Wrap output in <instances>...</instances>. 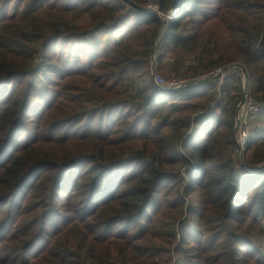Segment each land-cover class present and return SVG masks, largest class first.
<instances>
[{
    "label": "rangeland",
    "instance_id": "obj_1",
    "mask_svg": "<svg viewBox=\"0 0 264 264\" xmlns=\"http://www.w3.org/2000/svg\"><path fill=\"white\" fill-rule=\"evenodd\" d=\"M16 1L0 0V25H11L15 21ZM119 1L107 0L109 3ZM26 2L28 0L20 4L19 12L27 8ZM40 2L43 5L55 3L71 10L67 20L74 26L85 23V20L79 21V12L86 11L91 3L90 0ZM150 2L151 6L145 8L157 12L161 22L170 21V15L162 16L152 5L154 0ZM4 3L8 4L6 8ZM235 6L238 15L248 12L264 25V0H241ZM216 11L214 4L201 5L197 16H213ZM249 22L252 24L251 19ZM244 23L241 20L239 25ZM109 27L99 29L95 37L87 41L77 37L54 40L47 47L32 45L36 51L34 63L40 70L34 77L35 94L39 99L30 103L32 115H26L30 122L26 130L21 131L18 142L24 145L31 141L34 148L46 143L50 149L64 152L65 160L74 158L73 165L67 166L70 161L60 165L62 172L71 175L74 184L68 194L55 192L45 197L37 219V225H44L47 230L43 241L30 247L25 255L0 250V258H14V264H21L20 258L36 264L39 254L42 262L38 264H51L55 258L62 264H264V221L260 213H252L244 202L238 221L225 220L223 207L213 202L208 188L188 186L184 174L189 166L181 167L182 161L180 165L176 163L178 155L175 154L182 151L172 145L179 139L178 144L195 136L191 124L200 112L185 111V107H181V113L171 115L168 106L137 109L134 102L136 94L146 96L143 88L151 83L149 74L154 68L164 78L208 74L212 86H220L224 79L233 78L237 87L239 79L241 81L240 71L227 65L194 72L195 54L159 48L164 33L159 35L153 59L150 58L146 66L136 62L130 70L115 69L103 58L121 33L120 30L110 31ZM121 31L123 35V28ZM228 68L229 73L216 76L219 70L225 72ZM220 96L217 92L216 101L209 105L208 111L222 102ZM173 102L181 103L177 99ZM70 109L75 116L70 117ZM33 113H42V120L38 122ZM250 128L253 134L261 133L264 114L255 117ZM146 151L151 155L148 161L143 159ZM251 152L246 153L242 161L232 159L234 168L247 183L256 174L250 170L264 166V161L257 162L252 157L254 151ZM101 154L107 162L114 161L98 170L100 168L93 166L90 158L99 160ZM146 165L155 172V179L148 185L145 181L148 175L140 173L141 166ZM100 171L111 172V177L117 181L118 188L107 189L118 190L116 195L120 194L121 200L117 203H103L106 197H96L92 187ZM195 173L200 176L197 170ZM147 187L151 190L149 206L140 208L134 219V214L126 218L125 212L138 205L128 204L124 196L147 190ZM249 196L248 201L253 195ZM8 227V235L16 239L21 232H26L25 219H18L16 229L13 223ZM75 254H79V260Z\"/></svg>",
    "mask_w": 264,
    "mask_h": 264
},
{
    "label": "trees",
    "instance_id": "obj_2",
    "mask_svg": "<svg viewBox=\"0 0 264 264\" xmlns=\"http://www.w3.org/2000/svg\"><path fill=\"white\" fill-rule=\"evenodd\" d=\"M25 1L15 2L17 10L15 21L11 25H0V250L5 253L25 255L30 247L43 241L47 230L44 225H37V219L45 197H51L55 192L68 194L74 184L71 175L60 169L65 161H70L67 166L73 165L71 161L74 158L65 160L64 152L50 149L45 142L38 148L32 147L31 141L24 145L18 142L21 131L26 130L30 122L26 116L32 115L30 103L39 99L35 94L34 77L40 70L34 63L36 51L32 48L33 44L47 47L54 40H71L77 37L87 41L94 38L99 29L110 25V31L120 30L121 34H118L119 38L103 59L115 69L130 70L136 62L144 63L145 66L149 63L157 39L164 30L159 48L167 51L170 48L180 49L195 54L194 72L227 65L244 67L249 97L264 104V25L262 20L252 18L248 12L237 14L235 4L241 0H178L176 6L173 5L174 0H154L152 5L157 7L159 14L166 17L170 15V21L167 20L164 27L160 19L141 15L121 0L113 3L107 0H90L87 10L79 12V21L83 23L85 20L79 26L71 25L67 20L71 10L60 8L55 3L43 5L41 0H28L27 8L19 12L20 4ZM130 1L141 7L151 6L150 0ZM208 4L217 6L216 13L213 16L202 14L198 17V8ZM4 5L5 8L8 6L7 3ZM241 20L245 21L243 26L239 25ZM122 28L125 31L123 35ZM150 82L143 88V94H146L144 98L142 94H136L137 102H134L137 109L168 106L171 115L181 113V107H185V111L200 112L191 124L195 136L178 144L179 139L172 145L182 151L175 154L178 155L177 165L182 161L181 167L189 166L184 174L188 186L207 187L213 196V202L223 207L225 220L232 218L238 221L246 202L252 213H260L261 220L264 221V168L247 183L232 162L233 157L236 159L233 125L237 104L243 97L242 81L239 79L238 87L234 86L233 78L224 79L220 86H212L213 82L208 81L187 91H161L155 87L151 77ZM217 92L221 95L222 102L216 103L208 111L209 105L216 101ZM175 99L181 103L173 102ZM262 114L264 110L259 116ZM41 115L42 113H33V117L39 119L38 122L42 120ZM73 116L74 110L70 109V117ZM102 125L103 122H100V126ZM252 150L253 159L263 162L264 129L258 134H253L250 130L245 154L253 153ZM145 154L143 159L148 161L151 155L147 151ZM90 159L97 168L114 161L107 162L103 154L99 160L95 157ZM140 170L142 175H148L146 185L155 179V172L151 167L141 166ZM196 170L200 176H196ZM111 175L109 171H100L93 181L92 188L95 189L96 197H106L103 203H117L121 200V195H116L118 190L107 191L109 188L119 187ZM146 189L124 196L128 204L138 205L125 212L126 218L134 214V219L140 208L149 206L151 190L149 187ZM250 194L253 197L248 201ZM18 219H25L26 232H21L14 239L8 235V225L13 223L16 229ZM41 219L42 217L39 221ZM40 255L35 258L36 264L42 262ZM74 256L79 260V254ZM13 259L4 256L0 258V264H14ZM17 260L19 259L16 258ZM18 262L29 264L27 258H20ZM51 264L62 262L55 258Z\"/></svg>",
    "mask_w": 264,
    "mask_h": 264
},
{
    "label": "built area",
    "instance_id": "obj_3",
    "mask_svg": "<svg viewBox=\"0 0 264 264\" xmlns=\"http://www.w3.org/2000/svg\"><path fill=\"white\" fill-rule=\"evenodd\" d=\"M161 33H165V32L161 31ZM229 69L230 68H228V70H226L225 72H221V70H219L216 76L221 73L220 76L223 77L225 74L229 73L230 71ZM235 69H238L240 71L242 89H243L242 99L244 98V102L241 104L240 101L236 107V113H235L234 125H233L234 127L233 137H234V143L236 149V154H235L236 159L242 161L250 137L251 122L255 117L259 116L262 113V111L264 110V104L259 103L249 97L248 86H247V93L244 96L243 85H244L245 77L241 69L239 68H235ZM150 77L155 87L161 91H187L193 89L194 86L201 84L203 82H208L211 79L209 78L208 74H201L192 78L189 77L164 78L159 74V72L155 68L151 70Z\"/></svg>",
    "mask_w": 264,
    "mask_h": 264
},
{
    "label": "water",
    "instance_id": "obj_4",
    "mask_svg": "<svg viewBox=\"0 0 264 264\" xmlns=\"http://www.w3.org/2000/svg\"><path fill=\"white\" fill-rule=\"evenodd\" d=\"M121 1L126 3L129 7L133 8L136 12H138L141 15H144V16H147V17L158 18L157 17V12L151 11V10L145 8V7L137 6L133 2H131L130 0H121ZM177 3H178V0H174V4L173 5L176 6ZM165 25H166V21H163V27ZM151 59H153V57ZM234 68L241 69L242 73L244 74L245 79H244L243 88H244V96H245V94L247 93V81H246L247 80V73H246V70L242 66H234ZM243 102H244V98L241 100L240 103L242 104ZM237 150H238V148H237ZM263 168H264V166L261 167V168H258L256 170H250V172L252 171L254 173H257V172L261 171ZM244 170H246V168Z\"/></svg>",
    "mask_w": 264,
    "mask_h": 264
}]
</instances>
